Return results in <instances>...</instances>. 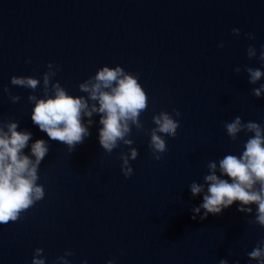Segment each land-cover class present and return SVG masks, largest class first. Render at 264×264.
<instances>
[{"label":"water","instance_id":"water-1","mask_svg":"<svg viewBox=\"0 0 264 264\" xmlns=\"http://www.w3.org/2000/svg\"><path fill=\"white\" fill-rule=\"evenodd\" d=\"M262 45L264 0H0V120L32 133L25 154L37 139L50 145L37 181L45 197L0 225V264H31L38 247L45 264H58L65 250L74 253L71 264H257L247 256L264 240V228L248 223L256 206L244 214L235 202L220 215L193 220L203 195L193 197L189 185L204 183L209 161L242 153L252 134L233 141L225 122L240 116L264 125V93L252 95L264 77L251 85L243 71H264ZM249 46L257 58H248ZM49 62L60 66L53 80L73 96H86L78 85L105 65L138 75L148 107L139 117L144 130L133 126L128 137L139 153L130 160L131 177L119 158L129 146L102 149L99 115L71 153L33 123L27 97L42 98L41 89L33 93L10 80L32 76L42 83ZM10 94L21 100L12 103ZM161 111L181 116L176 136L165 135L167 155L157 161L147 130Z\"/></svg>","mask_w":264,"mask_h":264},{"label":"clouds","instance_id":"clouds-1","mask_svg":"<svg viewBox=\"0 0 264 264\" xmlns=\"http://www.w3.org/2000/svg\"><path fill=\"white\" fill-rule=\"evenodd\" d=\"M233 35L240 36V29H233ZM247 39H255L252 34H246ZM219 47L223 48L221 43ZM249 59L257 58L254 46L247 48ZM259 60L264 62V45L259 51ZM27 60L26 63H30ZM47 70L41 79L32 76H12L11 84L32 90L38 88L43 93L42 98L30 94L27 99L34 103L31 119L39 129L54 141L65 144L71 153L76 146L82 144L90 136L89 128L93 125L94 115H99V143L104 152L111 154L121 143L128 147V151H121L119 158L121 172L125 178L131 177L133 168L130 160L138 157V149L131 147L132 127L144 130L139 119L141 113L148 107V97L138 82V75L127 72L121 66L107 65L97 69L94 76L88 77L78 85L79 91L87 94L73 96L53 78L60 71V66L49 62ZM242 71L237 67L235 73ZM243 71L248 75V83L256 85L264 77L260 68L245 66ZM3 92L8 93L7 86ZM264 93V84L252 88V95L260 98ZM12 103L21 100L19 95H11ZM181 113L175 111V117L167 111H161L152 116L155 127L147 130L150 136L149 150L153 159L162 160L168 153L165 135L174 138L180 128ZM85 118L87 120L85 121ZM16 121L0 120V225L16 222L21 214L33 207L45 197L44 186L37 183L39 167L49 152L50 145L44 139H37L31 143L30 154L24 149L32 140V133L28 130H18ZM223 127L227 135L236 141L240 133L252 134L244 143L242 153L237 156L227 154L217 161H209L208 173L203 177L204 183L192 182L189 185L193 197L203 195V202L192 208L195 220L199 215L201 220L209 214L220 215L222 212L239 202L237 211L244 214L253 213L256 206L255 219L248 221L264 228V125L254 121L244 122L236 116L231 122H225ZM219 173V174H218ZM227 177V179L225 178ZM203 210V215H200ZM43 249L36 248L31 264H45ZM74 255L71 250H65L58 256V264H71L67 257ZM250 261L264 264V240H261L247 253ZM81 264H87L84 260ZM107 264H115L108 260ZM219 264H229L227 259H221ZM239 264V261H236Z\"/></svg>","mask_w":264,"mask_h":264}]
</instances>
